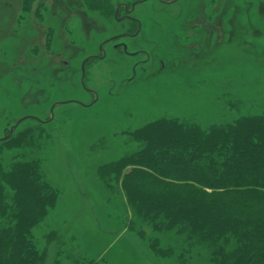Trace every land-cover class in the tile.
Segmentation results:
<instances>
[{"label":"rangeland","instance_id":"374dc122","mask_svg":"<svg viewBox=\"0 0 264 264\" xmlns=\"http://www.w3.org/2000/svg\"><path fill=\"white\" fill-rule=\"evenodd\" d=\"M121 1L0 0V191L16 212L13 174L32 165L52 192L31 228L46 264H219L222 240L138 216L123 178L139 165L117 162L144 147L131 133L157 120L199 136L264 116V0H180L157 14L147 5L142 35L123 39L146 54L107 44L83 77L84 59L123 30ZM65 100L75 102L51 112Z\"/></svg>","mask_w":264,"mask_h":264},{"label":"trees","instance_id":"16d2710c","mask_svg":"<svg viewBox=\"0 0 264 264\" xmlns=\"http://www.w3.org/2000/svg\"><path fill=\"white\" fill-rule=\"evenodd\" d=\"M131 135L144 147L120 159L117 169L139 165L123 178L138 216L156 230L186 229L204 242L222 240L214 250L219 264H264V116L241 117L199 136L162 119ZM11 184L16 212H8L0 191V264H46L31 228L53 194L32 165L15 172Z\"/></svg>","mask_w":264,"mask_h":264},{"label":"flooded vegetation","instance_id":"af4514ba","mask_svg":"<svg viewBox=\"0 0 264 264\" xmlns=\"http://www.w3.org/2000/svg\"><path fill=\"white\" fill-rule=\"evenodd\" d=\"M179 1L180 0H130V1L119 2L115 10L114 18H115V21L121 25V28L123 30L105 39L99 45V48H98L99 54H94L87 58H89V60L90 59L103 60L107 56L105 52V47L107 44H110V43H113L112 44L113 48L120 54L124 52L126 53V55L130 57H137L142 54H146V51L141 48L129 50V43L123 41V39H133L134 40V39H137L140 35H142V30L144 26L142 15L148 14V12L144 10L147 5H150V4L155 5L153 6L152 9L155 10L156 8H159L162 12L163 8L165 11H167L169 6L178 5ZM218 18L219 17L217 16L214 18V23L218 21ZM146 57H148L146 59H149L150 55H147ZM146 59H140L139 62H145ZM182 60L175 59L174 61L175 62L179 61L183 63ZM161 63L163 65V62ZM84 76H85V72H84ZM83 87L86 89L85 86ZM86 90L90 91V89H86ZM65 101H69L68 103L75 102V100H65Z\"/></svg>","mask_w":264,"mask_h":264},{"label":"water","instance_id":"95a60500","mask_svg":"<svg viewBox=\"0 0 264 264\" xmlns=\"http://www.w3.org/2000/svg\"><path fill=\"white\" fill-rule=\"evenodd\" d=\"M88 60H89V58H86V59L83 61V64H82L83 77H84V72H85V63H86ZM68 102H69V101H63V102H59V103H57V104H54V105L52 106V108H51V112H53V110H54V108H55L56 105H58V104H64V103H68ZM82 105H85V104H82ZM30 117H32V116H25V117H23V118H20V119L17 121V123H16L14 126H12V128H11V132L15 129V127L19 124V122H21V121H23V120H25V119H27V118H30ZM8 138H9V135H6V136H4L3 138H1L0 141L6 140V139H8Z\"/></svg>","mask_w":264,"mask_h":264}]
</instances>
